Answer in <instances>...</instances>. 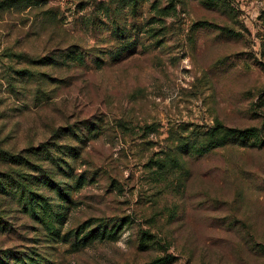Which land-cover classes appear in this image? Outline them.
Masks as SVG:
<instances>
[{
  "label": "rangeland",
  "instance_id": "rangeland-1",
  "mask_svg": "<svg viewBox=\"0 0 264 264\" xmlns=\"http://www.w3.org/2000/svg\"><path fill=\"white\" fill-rule=\"evenodd\" d=\"M170 1L135 11L121 0L0 9V264H144L165 255L173 264H264V0H226L225 10L173 0L175 12L155 14ZM197 22L230 32L192 29ZM123 28L135 53L114 62ZM70 47L84 66L62 64ZM217 122L254 128L261 144L185 158L183 174L151 172L150 160L169 151L168 129ZM67 147L74 159L62 158ZM57 157L71 179L59 175ZM79 177L59 239L7 194L15 182L57 205L44 183L74 186ZM98 218L127 223L114 241L76 250L78 227Z\"/></svg>",
  "mask_w": 264,
  "mask_h": 264
},
{
  "label": "trees",
  "instance_id": "trees-1",
  "mask_svg": "<svg viewBox=\"0 0 264 264\" xmlns=\"http://www.w3.org/2000/svg\"><path fill=\"white\" fill-rule=\"evenodd\" d=\"M147 0H121L122 5L130 9V11H135L141 3H144ZM180 2L181 0H176ZM201 6L207 10H225L230 6L226 0H196ZM39 0H3L0 2V9H10L20 6H25L27 4H38ZM41 3V2H40ZM173 0L170 1L168 8L159 9L154 8L155 14L157 15H166L171 11L175 12ZM169 9V11H167ZM101 13L105 16H110L113 11L110 7H103L100 9ZM116 14H118L115 9ZM262 17L264 20V11L262 12ZM159 19V17H157ZM93 25V22L91 21ZM213 27L207 22H197L192 25V29L198 30L200 28H209ZM221 32L229 33V30L219 29ZM129 32L125 29L117 30V37L119 40V45L117 49L109 53V58L112 61L118 62L123 60V56L126 53V56L133 55L135 53V40H130ZM127 38V39H126ZM62 64L68 65H80L84 66V57L80 51H75L74 48L70 47L65 52L61 53ZM52 62H56L52 60ZM97 62H102L101 59H96ZM101 65H98V68ZM143 134H151L157 130V125L153 126H144L141 128ZM174 130V128L168 129V141L170 146L168 152L163 153V156H159L154 160H150V170L158 178L163 176H170L171 174L179 173L183 174L185 171V158H200L204 157L217 149H222L230 145H239V146H259L261 141L259 139L258 131L254 128L249 129H237L226 127L225 125L217 122L212 127H209L206 130H191L188 128H180ZM93 130H87V133L90 136L95 137L96 133L91 134ZM67 135L75 136L76 133L73 130L67 131ZM66 151H62V158L65 159H74L76 157L75 153L72 152L70 148H66ZM7 156V155H6ZM57 157L54 159V165L56 169H60V176L63 179H71L70 175L71 165L65 159ZM59 161V163H58ZM61 164L64 167H61ZM69 172H68V171ZM12 182V181H11ZM82 178H76L73 185H69L66 182H54L46 181L45 186L50 189L51 192L55 193L57 205H52L48 198L43 196L33 195L31 192L25 191L24 187L21 188V185L13 183L9 184V192L7 193L12 199L15 198L16 202L19 205V202L22 203V209L26 214L39 223L45 232L48 235L54 237L55 239L60 238V228L63 225V222L66 218L67 210L70 208L68 203H71V191L77 190L82 184ZM29 190V189H28ZM17 196L15 197L14 196ZM27 194V195H26ZM17 198V199H16ZM23 201V202H22ZM125 220V219H124ZM124 220H120L116 223H112V220H104L101 218L93 219L88 221L86 224L78 227L75 234L73 235V245L75 249L84 248L89 244H93L95 241H114L118 231L121 229V226L126 224ZM129 222V221H128ZM93 225H96L94 228H91ZM147 236L146 242L142 247L147 246L149 240V234H144ZM70 236V231L67 234L62 236L63 240H66V237ZM65 238V239H64ZM68 240V239H67ZM174 257L171 255H165L162 257L155 258L144 264H173Z\"/></svg>",
  "mask_w": 264,
  "mask_h": 264
}]
</instances>
